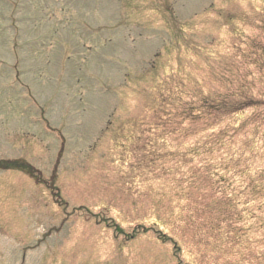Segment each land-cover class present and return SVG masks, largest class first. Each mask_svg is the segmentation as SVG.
I'll use <instances>...</instances> for the list:
<instances>
[{"label": "rangeland", "instance_id": "374dc122", "mask_svg": "<svg viewBox=\"0 0 264 264\" xmlns=\"http://www.w3.org/2000/svg\"><path fill=\"white\" fill-rule=\"evenodd\" d=\"M0 162V264H264V0H0Z\"/></svg>", "mask_w": 264, "mask_h": 264}, {"label": "trees", "instance_id": "16d2710c", "mask_svg": "<svg viewBox=\"0 0 264 264\" xmlns=\"http://www.w3.org/2000/svg\"><path fill=\"white\" fill-rule=\"evenodd\" d=\"M249 104H251V101H249V100H246L244 98L238 99V101L236 102L237 107L235 105V108H236V110H239L243 107L249 106Z\"/></svg>", "mask_w": 264, "mask_h": 264}]
</instances>
